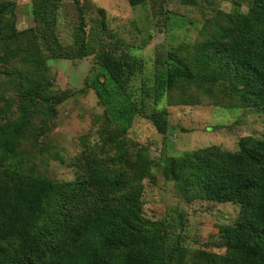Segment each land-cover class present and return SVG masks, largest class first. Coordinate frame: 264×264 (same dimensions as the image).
Here are the masks:
<instances>
[{
	"label": "rangeland",
	"instance_id": "rangeland-1",
	"mask_svg": "<svg viewBox=\"0 0 264 264\" xmlns=\"http://www.w3.org/2000/svg\"><path fill=\"white\" fill-rule=\"evenodd\" d=\"M76 1L88 35L97 37L96 22L102 20L125 51L141 60L143 69L128 86L132 96L127 99L101 74L104 83L97 87L104 104L93 89L80 92L84 79L96 72L93 55L45 59L30 37L10 39L12 30L33 25L30 3L0 0V8L7 6L14 14L0 13V126L10 127L22 115L27 121L23 135L11 141L12 152L1 155L0 170L55 183L58 194L45 205L49 213L75 200L97 159L108 176L122 175L125 191L136 190L142 215L161 223L174 264H208L226 255L221 232L234 224L239 207L186 193L163 167L165 157L208 147L235 152L246 136L264 139V106L242 104L239 83L218 76L217 64L205 58L210 39L243 16L252 0H145L134 7L126 0ZM78 15L74 0H61L54 24L62 44L71 43ZM167 52L195 76L175 82L155 104L144 100L145 112H158L165 121L162 137L131 110L130 102L138 105L141 80L150 87L156 55L164 66ZM56 97L62 101L53 105ZM105 110L115 122L106 119ZM121 129L126 132L120 134ZM77 213L72 209V215Z\"/></svg>",
	"mask_w": 264,
	"mask_h": 264
},
{
	"label": "trees",
	"instance_id": "trees-1",
	"mask_svg": "<svg viewBox=\"0 0 264 264\" xmlns=\"http://www.w3.org/2000/svg\"><path fill=\"white\" fill-rule=\"evenodd\" d=\"M126 1L134 7L145 0ZM60 2L31 0L33 25L12 30L10 39L30 37L45 59L80 60L93 55L96 72L84 79L79 91L93 89L104 104L97 87L104 83L99 81L101 74L130 99L128 86L142 71L141 60L125 51L123 41L102 20L96 22L97 37L88 35L76 0L79 21L71 43L62 44L54 24ZM3 12L13 14L7 6L0 8ZM207 47L210 53L205 58L217 64L216 74L235 79L241 86L242 104L254 109L264 106V0H252L249 10L214 35ZM161 59L157 54L150 87L141 80L138 105L130 104L136 115L164 137L165 121L158 112L146 113L144 100L155 104L175 82L191 81L195 74L174 53H165L164 66ZM61 101L56 97L53 105ZM105 116L115 122L107 110ZM24 117L10 127L0 126V158L12 152V139L23 135ZM119 132L124 134L126 129ZM164 161V175L186 193L239 207L234 224L221 232L228 252L212 257L208 264H264V139L246 136L240 140L239 151L208 147ZM87 173L75 200L45 213V205L58 194L55 183L0 170V264H174V249L166 246L161 223L142 215L139 195L134 189L124 190L122 175L108 176L97 159ZM72 209L78 213L72 215Z\"/></svg>",
	"mask_w": 264,
	"mask_h": 264
},
{
	"label": "crops",
	"instance_id": "crops-1",
	"mask_svg": "<svg viewBox=\"0 0 264 264\" xmlns=\"http://www.w3.org/2000/svg\"><path fill=\"white\" fill-rule=\"evenodd\" d=\"M18 2H20V0H18ZM31 2V0H25V3H30Z\"/></svg>",
	"mask_w": 264,
	"mask_h": 264
}]
</instances>
